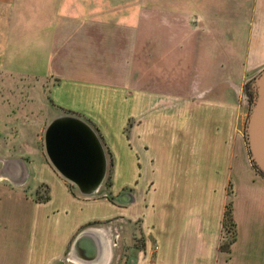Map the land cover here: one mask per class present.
<instances>
[{"label": "crops", "instance_id": "1", "mask_svg": "<svg viewBox=\"0 0 264 264\" xmlns=\"http://www.w3.org/2000/svg\"><path fill=\"white\" fill-rule=\"evenodd\" d=\"M139 1L54 0V7L38 11L67 14L71 54L95 46L101 55L112 44L125 60L138 26L121 17L142 12ZM24 3L0 0V12ZM149 9L150 60L203 61L206 76L217 69L220 80H188L187 92L169 94L87 79L92 73L75 69L53 83L50 96L62 110L57 115L91 122L111 150V183L85 195L36 140L25 138L24 145L19 139V150L0 153V264H77L72 243L83 230L100 243L94 264H110V227L102 222L112 218L138 222L143 237L141 248L129 246L124 264H264V174L249 156L237 100L264 67V0H150ZM110 29H118L116 37L107 36ZM115 135L124 155L117 154ZM31 181L35 188L45 184L47 198L31 196L25 188ZM229 182L236 235L221 249Z\"/></svg>", "mask_w": 264, "mask_h": 264}, {"label": "rangeland", "instance_id": "2", "mask_svg": "<svg viewBox=\"0 0 264 264\" xmlns=\"http://www.w3.org/2000/svg\"><path fill=\"white\" fill-rule=\"evenodd\" d=\"M53 4L54 0H25L24 4L17 6L18 10L11 13L4 10L0 12V153L4 157H9V153H6L7 149L10 150V153L13 149H20L22 142L20 143L19 139H24V145L25 138L29 143L36 140L35 142L39 144L40 148L44 147V131L47 124L62 112L50 96L51 86L59 79L67 80V76L64 75H70V72L75 69L83 71L85 74L92 73L91 77L87 79L120 80L130 84L131 88L133 86L141 87L142 91L146 92L153 88L158 92L169 94H176L179 91L187 92L188 90L183 85L188 80H192L196 84L205 82L216 84L220 80L217 76V69L206 76L207 70L204 68L205 62L203 61L158 60L152 62L150 60L153 40L150 27L153 18L149 9L150 0L139 1V4L143 6L142 12L131 14L126 12L123 15L111 13V17L114 18L122 15V21L135 20L138 26L134 35V47L133 45L130 47L131 53L125 60H123L124 58L120 59L123 57L122 54L117 53L116 47L112 44L109 46V51L105 45L101 55L97 54L95 46H92L93 50L91 48L89 52L79 48L71 54L69 44L71 30L67 14H58L60 17L58 20L57 14L53 12L38 11L52 8ZM153 16L162 17L163 14H157V16L153 14ZM57 25H60L58 31L55 29ZM83 31L84 29L81 30V33ZM116 32L118 29H110L107 36L116 37L117 35L114 36ZM158 37L159 49H165L164 41H161L160 35ZM111 40L112 38H110ZM154 40L156 41L155 38ZM154 46L156 47V45ZM123 47L121 44V48ZM210 63L217 62L211 61ZM112 69L114 70L112 71ZM134 71H136L135 76L133 75ZM109 72H116V74L111 76ZM248 84L249 82L245 83L237 95L240 110L239 125L242 130L251 103ZM75 97V99H81L77 95ZM82 98L85 99V96ZM129 109L128 106L127 111ZM64 112L67 111L64 110ZM114 119H116L115 115L112 116L111 122ZM89 123L91 124V122ZM91 125L101 135L97 126ZM125 129L128 130L129 126ZM101 140L103 141V139ZM103 145L107 157V169L99 193L108 189L113 169L112 152L106 144ZM114 145L117 154L120 152L124 155L125 147L118 135L114 137ZM46 158L49 160L47 154ZM67 181L78 190L73 182L68 179ZM25 188L36 199H41L47 194V188L43 183H39L35 188L34 181L33 183L31 181L30 184L25 183ZM227 193L228 201L231 198L230 182L227 185ZM102 225L110 227L108 245L110 264H124L128 258V248L131 244L136 248L142 247L143 237L138 222L112 218L102 222ZM234 234L235 226L227 220V224L221 230V242L229 243ZM75 257L77 264L96 263V260L89 261Z\"/></svg>", "mask_w": 264, "mask_h": 264}, {"label": "water", "instance_id": "3", "mask_svg": "<svg viewBox=\"0 0 264 264\" xmlns=\"http://www.w3.org/2000/svg\"><path fill=\"white\" fill-rule=\"evenodd\" d=\"M251 94L244 134L249 156L264 174V67L248 84ZM45 152L53 166L73 182L83 194L96 192L105 176L107 157L95 128L84 118L64 113L55 116L44 131ZM100 243L90 230H83L73 240L75 256L93 261Z\"/></svg>", "mask_w": 264, "mask_h": 264}, {"label": "trees", "instance_id": "4", "mask_svg": "<svg viewBox=\"0 0 264 264\" xmlns=\"http://www.w3.org/2000/svg\"><path fill=\"white\" fill-rule=\"evenodd\" d=\"M100 137H101V139H103L101 135H100ZM102 142H103V144H106L104 140ZM42 198H44V199L47 198V194ZM227 220H228V222L232 223L235 226V222H234L233 217H232V199L231 198L226 202L225 210L223 213V226H225L227 224ZM235 235H236V230H235V234L233 235L232 240L229 243H222L221 242V244H220L221 249H227L229 244L235 239Z\"/></svg>", "mask_w": 264, "mask_h": 264}, {"label": "built area", "instance_id": "5", "mask_svg": "<svg viewBox=\"0 0 264 264\" xmlns=\"http://www.w3.org/2000/svg\"><path fill=\"white\" fill-rule=\"evenodd\" d=\"M85 195H89V194H85Z\"/></svg>", "mask_w": 264, "mask_h": 264}]
</instances>
